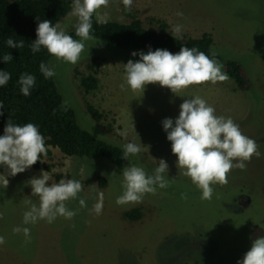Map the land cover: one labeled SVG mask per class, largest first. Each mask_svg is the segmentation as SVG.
<instances>
[{
	"label": "rangeland",
	"instance_id": "obj_1",
	"mask_svg": "<svg viewBox=\"0 0 264 264\" xmlns=\"http://www.w3.org/2000/svg\"><path fill=\"white\" fill-rule=\"evenodd\" d=\"M101 11L108 13L109 20H130L122 0H109ZM70 12L58 20L66 31L76 23ZM130 12L150 28L161 20L172 33L180 24L182 38L209 33L216 52L245 65L252 90L236 89L229 78L192 85L181 96L158 83L147 85L144 93L133 92L124 79V64L139 55L100 41L95 44L98 40L85 42L75 65L52 56L50 66L59 92L80 126L104 140L122 146L133 142L142 150L124 159L122 169L101 156L65 155L50 145L40 168L31 166L10 176L0 165V236L6 241L0 245V264H237L252 241L264 236V0H133ZM88 74L94 75L97 85L85 91L80 77ZM194 96L205 99L217 116L231 117L244 135L257 141L261 152L244 170L233 169L226 185H213L210 201L202 200L201 191L181 174L162 125L165 118L175 121L180 104ZM86 103L101 113L98 121L89 115ZM160 159L168 164L164 175L170 186H157L156 194H145L141 203L117 205L124 191L123 168L134 164L152 174ZM42 171L52 178L49 185L61 179L83 184L79 198L67 202L76 212L72 219L58 216L52 223H24V212L31 204L39 205L28 181ZM99 193L104 196L103 211L96 215L92 207ZM81 198L86 207L80 206ZM134 207L140 216L125 218L124 212ZM14 227L29 228L31 240L26 241L22 231L14 233Z\"/></svg>",
	"mask_w": 264,
	"mask_h": 264
},
{
	"label": "clouds",
	"instance_id": "obj_2",
	"mask_svg": "<svg viewBox=\"0 0 264 264\" xmlns=\"http://www.w3.org/2000/svg\"><path fill=\"white\" fill-rule=\"evenodd\" d=\"M125 11L132 10L133 0H122ZM109 0H72L69 15L76 18L73 25L74 39L62 27L59 21L55 24L51 20H41L36 28V39L31 45L33 53L39 52L41 48L47 50L48 54L57 60L75 65L79 62L85 51L86 41L95 40L91 34L93 29V17L96 23L106 24L109 22L107 8ZM176 15L183 16L182 12ZM182 25L173 27L172 35L176 39L182 38ZM99 41H95L97 44ZM9 48L21 49L24 41H16L8 37ZM133 56L139 55V59H129L124 64L125 82L133 92L144 93L149 84H159L167 87L175 95H180L192 85H203L206 83L216 84L226 82L229 77L223 66L205 52L196 47L181 46L180 50L172 53L167 49L157 48L145 53L132 52ZM215 52L212 53L214 57ZM13 57L5 54L2 60L10 62ZM40 72L44 77L51 78L55 71L45 63L39 65ZM11 79V74L0 70V86H4ZM35 76L22 73L19 77L20 92L24 96L31 95L35 87ZM122 89L124 84L120 86ZM178 117L165 118L162 121L163 129L167 133V139L171 141V151L177 157V167L182 170L181 174L190 178L197 189L201 191V199L210 201L214 194L213 185H226L228 175L235 168L244 170L247 163L251 162L253 156L259 158L261 152L256 140L244 135L239 125L231 117L217 116L215 108L200 96L185 99L180 104ZM4 104L0 101V109ZM2 115V112H0ZM122 158L128 160L130 156H136L141 152L140 145L129 142L123 145ZM47 156L45 138L34 123L24 125L15 124L8 120L4 134L0 135V165L7 168V174L15 176L24 172L38 161H43L41 156ZM168 173V164L164 159L159 160L158 167L152 174H148L142 167L129 164L123 168L122 186L123 194L117 197V205L137 204L143 201L145 194H156L157 186L166 188L170 186V180L165 178ZM52 178L46 171L41 176L31 178L32 195L38 197L39 205L31 204L29 210L24 212L25 224H35L39 220L54 222L58 216L72 219L76 212L67 207V202L79 198L83 191V184L74 179H61L58 183L47 182ZM8 185L5 178L4 187ZM186 199L187 194L182 193ZM103 193L98 194V199L92 207L96 215L103 211ZM26 203H31L26 201ZM81 207H86L84 199H79ZM0 213V218H2ZM23 232L26 241L31 240L30 229L25 227H14V233ZM5 238L0 236V245L5 244ZM237 264H264V236L252 241L248 250Z\"/></svg>",
	"mask_w": 264,
	"mask_h": 264
},
{
	"label": "trees",
	"instance_id": "obj_3",
	"mask_svg": "<svg viewBox=\"0 0 264 264\" xmlns=\"http://www.w3.org/2000/svg\"><path fill=\"white\" fill-rule=\"evenodd\" d=\"M71 5L69 0H0V70L11 74L8 83L0 86V101L4 104V108L0 109V135L4 134L9 119L20 125L34 123L44 136L46 146L57 147L70 156H101L122 169L123 146L99 138L80 126L74 109L59 92L54 76L46 79L40 72L41 62L51 68L52 56L43 47L39 52L31 51L38 23L48 19L55 24L71 10ZM125 13L130 16L129 21L109 20L106 24L96 23L94 16L91 34L95 40L120 51L145 53L149 48L153 51L157 48L167 49L176 53L181 46L196 47L223 66V71L234 82L236 89L252 90L253 81L245 65L240 60L223 57L216 52L212 48L213 40L209 33L176 39L166 30L165 22L156 20V28H150L144 26L133 13ZM67 33L74 39L79 38L75 36L74 28ZM9 36L16 41L23 40L24 47L9 48L6 43ZM213 52L216 53L214 57ZM5 54L13 57L8 63L2 60ZM22 73L34 75L36 78L31 95L24 96L20 92L18 81ZM80 85L85 91H89L96 88L97 81L94 75L88 74L80 77ZM86 109L93 120L98 121L101 118V113L92 104L86 103ZM47 154H50L48 148ZM32 167L40 168V161ZM139 216L140 210L137 207L124 212V217L130 220Z\"/></svg>",
	"mask_w": 264,
	"mask_h": 264
},
{
	"label": "flooded vegetation",
	"instance_id": "obj_4",
	"mask_svg": "<svg viewBox=\"0 0 264 264\" xmlns=\"http://www.w3.org/2000/svg\"><path fill=\"white\" fill-rule=\"evenodd\" d=\"M244 196H242L241 198L243 199Z\"/></svg>",
	"mask_w": 264,
	"mask_h": 264
}]
</instances>
